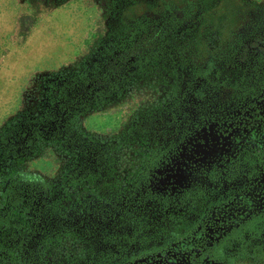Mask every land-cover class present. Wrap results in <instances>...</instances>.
I'll return each mask as SVG.
<instances>
[{"label":"rangeland","instance_id":"obj_1","mask_svg":"<svg viewBox=\"0 0 264 264\" xmlns=\"http://www.w3.org/2000/svg\"><path fill=\"white\" fill-rule=\"evenodd\" d=\"M170 3L193 6L177 32L184 58L149 65L122 95L83 114L84 130L113 139L115 150L81 162L84 182L64 198L60 218L69 231L43 264H116L174 239L242 183L244 166L225 175L217 166L210 178L206 166L180 153L207 123L223 121L264 86V37L255 31L264 27V0H0V129L34 106L43 77L73 70L136 18H155ZM240 153L236 162L243 163L247 152ZM72 164L46 145L20 167L56 180ZM260 225L258 236L245 234L247 247L264 242ZM238 248L230 245L233 264H264L237 256Z\"/></svg>","mask_w":264,"mask_h":264},{"label":"trees","instance_id":"obj_2","mask_svg":"<svg viewBox=\"0 0 264 264\" xmlns=\"http://www.w3.org/2000/svg\"><path fill=\"white\" fill-rule=\"evenodd\" d=\"M192 12L191 3L183 7L170 3L155 18H136L127 29L95 48L92 57L81 65L43 77L34 106L2 126L0 264H43L46 252L58 249L69 231L60 219L67 209L64 198L78 192L84 182L81 162L99 161V154L115 150L113 139L84 130L81 117L122 95L149 65L184 58L177 47V32ZM262 28L259 23L255 31L264 37ZM116 144L118 148L121 143L116 140ZM46 145L73 161L56 180L20 167L22 160ZM161 152L157 148L145 157L144 170L136 176L137 185ZM75 197L74 201H80L79 194ZM51 218L55 220L53 227ZM248 243L240 242L237 256L253 255L264 261V246L247 247Z\"/></svg>","mask_w":264,"mask_h":264},{"label":"flooded vegetation","instance_id":"obj_3","mask_svg":"<svg viewBox=\"0 0 264 264\" xmlns=\"http://www.w3.org/2000/svg\"><path fill=\"white\" fill-rule=\"evenodd\" d=\"M261 86L223 121L207 123L191 142L192 146L180 153L192 166H206V173L212 174L210 178L220 170L217 166L223 167L224 175L237 172V166L245 167L242 183L198 215L190 228L174 239L142 249L116 264H233L230 245L236 242L239 246L242 240L246 241V233L253 236L261 232L260 223L264 222V86ZM242 150L248 158L243 163L236 162ZM254 245L264 246V242Z\"/></svg>","mask_w":264,"mask_h":264}]
</instances>
